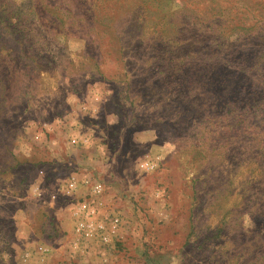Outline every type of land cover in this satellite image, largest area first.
I'll list each match as a JSON object with an SVG mask.
<instances>
[{
    "label": "rangeland",
    "instance_id": "1",
    "mask_svg": "<svg viewBox=\"0 0 264 264\" xmlns=\"http://www.w3.org/2000/svg\"><path fill=\"white\" fill-rule=\"evenodd\" d=\"M0 19V264H264V0H0ZM72 175L104 185L115 246L71 249Z\"/></svg>",
    "mask_w": 264,
    "mask_h": 264
},
{
    "label": "built area",
    "instance_id": "2",
    "mask_svg": "<svg viewBox=\"0 0 264 264\" xmlns=\"http://www.w3.org/2000/svg\"><path fill=\"white\" fill-rule=\"evenodd\" d=\"M143 168H150L149 162L142 164ZM63 194L69 198L77 199L73 208L74 227L70 243L73 252L84 254L94 246L106 248L113 247L119 240L122 222L118 214L108 213L104 210L101 201L105 187L100 182L89 179H80L72 175L64 186ZM82 189L86 193L81 196ZM50 252L48 248L40 251V261ZM41 264L39 259L33 260V254H25V262Z\"/></svg>",
    "mask_w": 264,
    "mask_h": 264
},
{
    "label": "trees",
    "instance_id": "3",
    "mask_svg": "<svg viewBox=\"0 0 264 264\" xmlns=\"http://www.w3.org/2000/svg\"><path fill=\"white\" fill-rule=\"evenodd\" d=\"M5 14V13H4ZM7 17H9V16H7ZM0 21L3 23L5 20H1L0 19ZM262 56H264V53L262 54ZM250 71V70H249ZM262 158H264V155L262 156ZM262 166V172H263V175H264V163L261 165Z\"/></svg>",
    "mask_w": 264,
    "mask_h": 264
},
{
    "label": "crops",
    "instance_id": "4",
    "mask_svg": "<svg viewBox=\"0 0 264 264\" xmlns=\"http://www.w3.org/2000/svg\"><path fill=\"white\" fill-rule=\"evenodd\" d=\"M31 261H30V259L26 262V263H30Z\"/></svg>",
    "mask_w": 264,
    "mask_h": 264
}]
</instances>
